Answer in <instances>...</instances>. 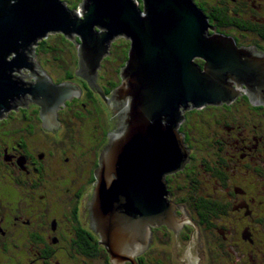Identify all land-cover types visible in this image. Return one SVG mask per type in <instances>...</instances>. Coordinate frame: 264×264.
<instances>
[{
	"label": "water",
	"instance_id": "water-1",
	"mask_svg": "<svg viewBox=\"0 0 264 264\" xmlns=\"http://www.w3.org/2000/svg\"><path fill=\"white\" fill-rule=\"evenodd\" d=\"M208 28L214 27L193 0H0V118L37 103L41 128L53 133L60 129L55 110L79 97L76 85L54 84L35 62V45L49 32L72 40L76 74L103 99L110 127L82 216L112 264L133 262L151 226L178 230L185 221L184 208L169 200L165 177L189 158L179 130L184 111L229 104L242 93L264 106V51ZM117 36L129 39L127 58L121 82L104 95L97 68ZM21 68L30 69L34 82L12 75Z\"/></svg>",
	"mask_w": 264,
	"mask_h": 264
},
{
	"label": "flooded vegetation",
	"instance_id": "flooded-vegetation-1",
	"mask_svg": "<svg viewBox=\"0 0 264 264\" xmlns=\"http://www.w3.org/2000/svg\"><path fill=\"white\" fill-rule=\"evenodd\" d=\"M193 2L214 27L208 28L207 33H222L231 36L238 46L253 45L264 51V0ZM58 33L75 46L69 37ZM72 39L78 44L76 34ZM121 40L126 42L128 51L129 39L122 37ZM33 53L35 62L51 82H70L77 86L80 95L71 96L64 101V107L59 105L55 110L60 129L53 133L41 128L37 103L21 104L2 112L0 264H112L102 241L82 216V202L97 181L94 169L99 166L98 152L106 142L110 127L105 104L76 74L77 50L68 52V58H62L63 64L58 62L57 67L64 70L62 77L58 74L54 77L44 70L36 58L37 52ZM53 56L46 61L55 60ZM126 58L127 52H107L102 57L97 68V84L104 95L121 82L119 70ZM196 61L203 62L199 58ZM25 72L13 71L12 75L24 83L34 82L30 69L28 75ZM106 89L110 90L106 92ZM241 95L229 104H208L195 109L200 113L213 110L210 118L216 125H222L224 134L213 130V135L207 136L211 138L203 140L210 153L198 158L185 142L189 148L187 162L165 176L169 200L184 208L185 221L178 230L164 224L151 226L147 247L133 257V262L125 260L123 264H170L166 259L158 261L151 249L155 237L165 234L170 236V241L174 238L186 240L187 244L181 246V264H264V117L261 118L263 122L258 120L259 124L247 121L254 120L252 116L257 119L264 116V106L252 105ZM240 107L245 111L240 112L242 116L237 113ZM192 109L185 110L184 117ZM237 115L242 120H236ZM229 117L233 124L225 120ZM186 120L184 118L179 128ZM230 133H235L232 140ZM225 147H234L237 151L230 154ZM179 174L185 184L175 183L173 192L168 180ZM208 187L211 193L207 192ZM182 196L192 198L188 203L186 199H179ZM204 198L215 200L221 212L214 217L209 212L208 219L201 217L200 214H207L202 209H209ZM174 215L178 218L182 215L176 206ZM222 215L230 216L225 218V223L221 221ZM195 245L205 247L203 258L188 257L186 250L188 252Z\"/></svg>",
	"mask_w": 264,
	"mask_h": 264
},
{
	"label": "rangeland",
	"instance_id": "rangeland-1",
	"mask_svg": "<svg viewBox=\"0 0 264 264\" xmlns=\"http://www.w3.org/2000/svg\"><path fill=\"white\" fill-rule=\"evenodd\" d=\"M57 34H59V33L58 32H49L48 36L46 35L48 37L49 44L54 47L52 50L49 49L48 51H44V50L40 49V45H35V51L37 52L36 58L38 59L40 64L43 66L42 68L44 70H46L48 73H50L54 77H56L57 74H58L59 77H62V75H63L62 71H64V70L62 68H59L60 66L57 67V64H58V62H59V64L60 63L63 64L62 58L67 59L68 55H69L68 52H76V47L72 46L71 44H68L66 41H60L58 36H56ZM118 37L122 38L124 36L114 37L113 40H116L117 43L120 40V38H118ZM112 41H111V43H112ZM78 44H79V42H78ZM61 48H62V50H60ZM52 54H56V55L53 56ZM51 55L53 57H55L56 59L55 60H51V61H46V59L52 58ZM59 55H60V57L58 58ZM64 55H66V57H64ZM20 70L22 72L26 71L25 72L26 75L29 74V69H27V68H21ZM57 71H59V72L57 73ZM243 107H244V105H243ZM244 109H245V107H244ZM244 109L242 107H240L238 109L237 113H240V112L244 113L245 112ZM243 113H240L239 116H242ZM206 114H207V117H209L208 119H210V123L204 125L205 127L204 126L201 127V131L197 132V134H194V136L192 138L193 141H192V143L190 145V151H192V154L196 155V158H198L199 156H202V155L203 156H207L210 153L211 150L209 148H207V146L204 147L205 144H204L203 140H206V138H211V137H207V136L209 134L213 135V130H217L219 132L221 131L220 134H224V133H222L223 131L221 130L222 129V125H220V124L216 125V123H213L211 121L210 117L212 116L213 113L211 111H209ZM239 116L237 115V119L236 120H242V118L239 117ZM201 117H205V115H202ZM263 117L264 116H259V119H257L255 116H252L251 118H253L254 120H247V119H245V120L243 119V120L244 121L247 120L251 124H252V122L259 124L258 120H262L261 118H263ZM225 120L229 124H233V122H234L230 117L225 119ZM263 120H264V118H263ZM263 120H262V122H263ZM249 123H248V125H249ZM243 126L246 127L247 124L246 125L243 124ZM234 137H235V133H230L229 134V138L231 140ZM225 150L229 151L230 154H235L236 151H237V150L234 149V147H225ZM175 179H176V182L178 184H183V183L185 184V182L183 181V178H182V174H179L178 176H176ZM255 186H258V185L255 184ZM180 192L183 193V190H180ZM201 237L202 236H200L198 238L201 240V242H203L204 238H201ZM172 242H173V244H172ZM185 242H186V240H184V239H179V238L176 239V238H174V240L170 241V246H167L165 248V250L168 251L173 256L172 261L174 262V264H181L183 259L182 258L179 259V257L183 256V254H182V249L183 248L181 246L186 245L187 242L186 243ZM177 244H178V247H176ZM151 245L157 246L158 248L160 247L157 242H153ZM203 245H206V244H203ZM203 248L205 249L204 246L199 247L198 245H195L191 249L189 248L188 252L186 250V253L188 254V257L191 258V259L192 258H197L198 256H200V257L202 256V258H203V254H202V249ZM200 261H201V259H200Z\"/></svg>",
	"mask_w": 264,
	"mask_h": 264
},
{
	"label": "trees",
	"instance_id": "trees-1",
	"mask_svg": "<svg viewBox=\"0 0 264 264\" xmlns=\"http://www.w3.org/2000/svg\"><path fill=\"white\" fill-rule=\"evenodd\" d=\"M56 36H58L60 41H66V39L63 36H61L60 34H57ZM125 43L126 42L124 40H121L118 43L116 41H114L112 43L111 47L109 48L108 52H127V46H126ZM38 45H40V49H42L44 51H48L49 49L52 50L54 48L53 46H51L49 44L48 38H44V39L40 40ZM60 50H62V48ZM52 55H56V54H52ZM64 57H66V55H64ZM120 64L122 65L123 61H121ZM109 90L110 89H106L105 91L107 92ZM241 96L248 101V97L244 93H242ZM209 105H212V104H209ZM217 105H219V104H217ZM193 111H195V112L193 114H191ZM212 112H213V110H212ZM202 115H205V117H201ZM185 118L187 119L186 122H188V123L184 122L180 126L179 129L184 132V134H185V142L190 146L192 141H193L192 138H193L194 134H197V132H200L201 131V127H203L206 124H209L210 123V119H208L209 117H207L206 113H200L199 111H196L195 108L192 109L190 112H187ZM174 179L175 178L173 176H171L170 180H168V183L169 182L172 183L171 186H170L172 188V190L175 188V183H177L176 181L174 182ZM194 190H196V189H194ZM173 192H174V190H173ZM207 192L211 193V189L209 187L207 189ZM189 198H192V197L191 196H182L179 199H186L188 201V203H189L190 202ZM204 200H205L204 203L206 204V206L208 204L209 209H207V207L203 208L202 210L204 212L206 210L207 214L206 215L205 214H200L201 217L208 219V215H210L209 212H211L213 214L212 217L216 216L219 212H221L222 209H220V207L215 204L216 203L215 200H210V199H205V198H204ZM211 210H215V211H211ZM196 216L198 217L199 213H196L195 217ZM229 217L230 216L222 215L221 216V221L225 223L226 222L225 218H229ZM217 221L219 222L218 219H217ZM207 223H208V220H207ZM155 242H157L160 247L158 248L157 246H154V248H151V249L156 253L157 256L156 255L155 256L157 257L158 261H162L163 259H166L165 262L173 264V261H172L173 256L168 251L165 250V248L167 246H169V244H170V236L169 235L167 236L166 234H165V236L158 235V236L155 237ZM164 252H165V254H164Z\"/></svg>",
	"mask_w": 264,
	"mask_h": 264
}]
</instances>
